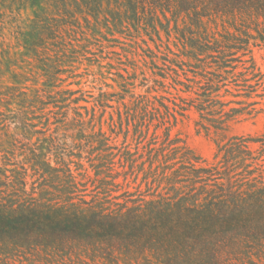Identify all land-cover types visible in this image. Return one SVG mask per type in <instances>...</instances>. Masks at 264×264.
<instances>
[{
  "label": "trees",
  "instance_id": "trees-1",
  "mask_svg": "<svg viewBox=\"0 0 264 264\" xmlns=\"http://www.w3.org/2000/svg\"><path fill=\"white\" fill-rule=\"evenodd\" d=\"M104 2L101 0L100 5L80 10L76 15L84 16L89 25L91 15L107 18L101 5ZM114 3L120 12L121 33L130 30V26L137 31L150 27L158 32V23L168 24L171 32L173 19L175 31L197 55L210 45L206 37L208 24L219 26L221 21L224 40H215L216 47L229 49L228 54L220 50L222 63L241 45V39L254 36L252 30L264 36V0H114ZM75 21L79 24V17ZM70 29L58 28L55 44L63 45ZM37 32L39 36L44 34L40 29ZM224 42L228 45L222 46ZM41 46L31 44L35 53H39ZM87 47L84 49L88 50ZM68 61L57 56L44 67L46 72H60ZM159 75L161 78H154L155 85L139 96H135L129 83H124L125 91L134 100L125 104V117L121 111V123L126 125L127 136L132 132L137 146L132 151L126 145L121 153L123 202L109 198L110 186L115 184V178L108 179L110 174L96 178L97 194L90 200L81 197L79 182L66 159L60 158L58 163L64 166L58 168L52 167L48 157L54 150L79 145L74 141L69 144L65 139L61 143L60 139L44 138L45 143L38 147L39 155L32 158L33 168L42 176L49 172L57 179V185L54 184V190L41 188L37 197L32 194L26 197L27 174L21 173L16 182L4 184L10 192L5 194L0 189V264H9L11 260L28 264H264V140L262 150L256 152L250 147V138L232 137L218 144L217 162L209 164L185 140L172 136L178 117L190 111L198 114L199 130L215 132L225 130L228 122L238 115L252 114L254 109L249 107L254 103L249 99L255 86L248 82L254 79L259 84L264 74L161 72ZM240 78L245 89H251L233 94L228 86L240 85ZM229 94L242 95L246 100L239 103L243 106L230 107L233 100L224 99ZM51 98L61 105L57 96ZM1 115L4 114L0 112ZM27 115L20 113L17 121L25 123ZM83 124V121L78 124L81 129ZM21 133L31 141V132ZM0 142V152L4 154L12 153L18 146V140L10 146ZM140 177L141 185L145 183L150 189L156 186L149 199L142 196L140 189H129L130 179L136 182Z\"/></svg>",
  "mask_w": 264,
  "mask_h": 264
},
{
  "label": "rangeland",
  "instance_id": "rangeland-1",
  "mask_svg": "<svg viewBox=\"0 0 264 264\" xmlns=\"http://www.w3.org/2000/svg\"><path fill=\"white\" fill-rule=\"evenodd\" d=\"M87 1L92 4L87 5ZM100 3L101 0H0V112L4 114L0 116V140L6 146L18 140L12 153L0 152V189L5 194L10 188L4 184L16 182L21 173L27 174L26 197L28 194L39 196L41 188L54 190L57 179L49 172L45 176L36 173L32 158L39 155L38 147L45 143L44 138L48 141L56 138L61 143L65 139L69 144L74 141L79 145L54 150L48 157L52 167L58 168L64 166L58 163L60 158L66 159L79 182L81 197L90 200L97 194L96 178L110 174L108 179L115 178V184L110 186L112 194L109 198L123 202L121 153L126 145L132 151L137 146L132 132L127 136L126 125L121 123V111L125 117V104L130 105L134 100L131 93L125 91L124 83H129L135 96H139L155 85L154 78H161V72L264 74V36L255 30H252L254 36L241 39V45L231 51L226 63H222L219 61L220 52L228 54L229 49L216 47L215 40H224L221 21L219 26L208 24L206 37L210 45L197 55L189 45L185 46L180 33L174 29L173 19L171 32L168 24L158 23V32L150 27L137 31L130 26V30L121 33L120 12L114 0L111 4L110 0L101 4L107 18L91 15V25L84 16L76 15V12ZM77 17L79 24L75 21ZM162 21L167 23L164 18ZM114 22L119 25L115 26ZM63 26L71 31L65 34V42L59 46L55 44L56 30ZM38 29L44 32V37L38 35ZM227 42L222 46H227ZM33 43L42 44L39 53L33 51ZM86 45L88 50L84 49ZM57 56L69 60L68 64L60 72H46L45 64H51ZM257 82L254 79L248 82L255 86L249 99L254 103L249 107V110L254 109L252 114L238 115L228 122L225 130L215 132L214 129L199 130L196 125L198 114L190 111L186 116L178 117L172 136L185 140L209 164L217 162L218 144L226 143L232 137L250 138L252 150L261 151L264 77L259 84ZM239 84L228 86L233 94L250 91L251 88L245 89L242 78ZM52 96H57L61 105H56ZM224 99L233 100L230 107L238 108L243 106L239 102L246 100L242 95L232 94ZM22 112L29 114L23 121L25 123L17 121ZM81 121L84 129L78 125ZM24 130L31 132V141L24 139L21 133ZM152 131L151 128L150 133ZM101 172L104 173L98 175ZM141 177L136 182L131 178L129 189H140L142 196L149 199L156 186L150 189L145 183L141 185ZM254 260L260 263L257 258ZM9 264L28 262L11 260Z\"/></svg>",
  "mask_w": 264,
  "mask_h": 264
}]
</instances>
